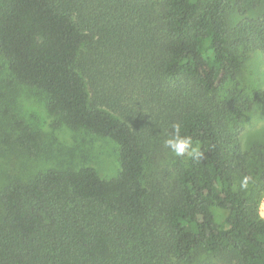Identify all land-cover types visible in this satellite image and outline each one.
<instances>
[{
  "label": "trees",
  "instance_id": "1",
  "mask_svg": "<svg viewBox=\"0 0 264 264\" xmlns=\"http://www.w3.org/2000/svg\"><path fill=\"white\" fill-rule=\"evenodd\" d=\"M260 7L0 0V55L13 80L42 92L68 128L113 140L120 165L110 178L50 168L0 182V264H207L198 253L264 264V145L244 150L240 138L254 101L220 91L247 56L264 54ZM4 113L15 131H1V143L38 156L42 133ZM174 124L199 157L164 147ZM237 175L253 178L249 192L235 189ZM212 207L227 212L222 223Z\"/></svg>",
  "mask_w": 264,
  "mask_h": 264
},
{
  "label": "rangeland",
  "instance_id": "2",
  "mask_svg": "<svg viewBox=\"0 0 264 264\" xmlns=\"http://www.w3.org/2000/svg\"><path fill=\"white\" fill-rule=\"evenodd\" d=\"M260 3V8L264 9V0H260ZM257 13L258 10L254 9L248 11L247 15L255 16ZM236 17L238 16L233 17V21ZM262 89L264 54L259 52L247 56L236 78L228 80L220 88L224 95L232 91L241 100L254 101L251 109L240 119L242 126L240 138L244 150L264 145V101L258 98ZM46 104L47 98L42 92L13 80L0 55V133L4 130L15 131L12 119L4 113L5 108L16 114L29 127L42 133V152L36 157H30L20 149L7 147L0 141V182L31 179L39 172L50 168L91 167L104 178L116 175L120 165L114 141L83 130L68 128L57 115L48 111ZM242 178L236 176L234 181L236 190H241L239 182ZM252 185L251 183L247 190L241 191L249 192ZM262 201L264 194L260 203ZM211 210L215 220L222 223L227 212L217 207H212ZM197 260L207 264H234V259L219 254L198 253Z\"/></svg>",
  "mask_w": 264,
  "mask_h": 264
},
{
  "label": "clouds",
  "instance_id": "3",
  "mask_svg": "<svg viewBox=\"0 0 264 264\" xmlns=\"http://www.w3.org/2000/svg\"><path fill=\"white\" fill-rule=\"evenodd\" d=\"M172 127L174 134L164 141V147L170 149L171 152L178 157L185 154L193 157H199L200 153L197 148L193 147L191 137L180 135L179 124H174ZM251 183H253V178L251 176H244L239 182V187L241 190H247ZM259 216L261 219H264V201H262L259 205Z\"/></svg>",
  "mask_w": 264,
  "mask_h": 264
}]
</instances>
